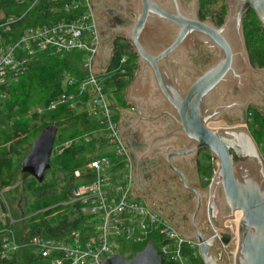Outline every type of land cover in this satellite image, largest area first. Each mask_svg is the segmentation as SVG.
<instances>
[{"label":"water","instance_id":"water-1","mask_svg":"<svg viewBox=\"0 0 264 264\" xmlns=\"http://www.w3.org/2000/svg\"><path fill=\"white\" fill-rule=\"evenodd\" d=\"M109 1L92 0L99 37V68L106 69L110 64L112 35L124 33L133 42L141 67L128 87L129 96L151 100L150 96L155 93L159 101L156 105L161 103L168 107L159 114V117L167 116L165 122L159 121L152 127L151 137L157 138L139 158L164 155L183 177L186 189L195 193L187 212L189 230L181 231L150 205L144 187L138 183L142 180L139 162L132 176L134 191L182 237L199 243L204 264H221L224 249H217L215 241L220 242L212 228L210 234L203 232L202 220L210 218L216 228L229 230L222 232V243L229 246L231 229L226 223L236 219L235 214L239 212L235 264H264V156L246 122L233 128L211 127L218 125L215 123L210 126L217 120L214 114L219 90L226 93L231 89L240 101H252L257 93L264 94V71L251 64L243 27V17L251 8L264 27V0H228V16L221 26L198 17L200 0H124L115 12L114 7L108 5ZM209 48H217L221 60L205 71H198L185 58ZM173 122L176 128H171ZM129 124L120 123L119 135L132 157L126 136ZM141 125L144 129L149 127L145 123ZM58 130V126L52 124L37 135L20 164L22 173L40 182L45 179L51 168ZM201 149H207L218 161L213 179L204 192L188 186L178 168L190 162ZM151 179L152 176L147 177L144 185ZM164 261L153 244H148L132 258L116 254L102 264H164Z\"/></svg>","mask_w":264,"mask_h":264},{"label":"built area","instance_id":"built-area-1","mask_svg":"<svg viewBox=\"0 0 264 264\" xmlns=\"http://www.w3.org/2000/svg\"><path fill=\"white\" fill-rule=\"evenodd\" d=\"M16 1L28 6L23 16L40 4L47 5L49 14L46 21L21 28L16 41L7 44L3 41L0 45V82L5 81L8 69H19L24 57L32 59L35 54L44 51L62 56L73 51L82 52L86 77L75 85L77 80L67 76L68 83L75 89L60 94L49 107L54 109L60 104H68L71 108L80 107L86 111L95 120L97 127L92 133L98 134L102 140L100 148L112 147L114 160L96 156L72 170L73 187L63 205L73 206L80 217L79 228L71 229L59 238L32 236L23 240L17 239L15 233L8 230L3 237V257L30 246L53 264H102L118 254L115 248L120 242L124 245H144V248L153 244L164 260L175 264H194L201 257L199 243L182 237L160 214L149 209L145 199L133 189L132 159L119 135L120 121L115 115V106L108 98L113 89L107 88L105 83L107 78L111 80L114 75L109 68H99V37L92 0ZM15 20L11 17L7 24ZM120 61L125 63L127 57L122 56ZM119 72L125 79L128 78L124 68ZM83 138L88 142L92 135L88 132ZM58 148L62 150L63 146ZM213 176L206 177L209 185ZM235 217L226 223L231 229L229 246L222 243V232L229 230L216 228L207 218L224 250L231 245H235L234 248L238 246L240 213L236 212Z\"/></svg>","mask_w":264,"mask_h":264},{"label":"trees","instance_id":"trees-1","mask_svg":"<svg viewBox=\"0 0 264 264\" xmlns=\"http://www.w3.org/2000/svg\"><path fill=\"white\" fill-rule=\"evenodd\" d=\"M218 0H201L203 16H207L209 7ZM26 4L16 0H0V45L3 41L11 43L18 39L21 28L46 21L49 14L47 5L40 4L35 10L25 16ZM226 8L224 4L217 14L218 22H223ZM23 16V18H20ZM16 20L7 24L10 18ZM20 18V19H19ZM247 36L256 59L263 58L264 63V29L254 11L246 21ZM122 56L127 57L121 63ZM21 58V56H19ZM24 63L19 69L7 70L5 81L0 82V206L5 212L11 210L12 215L0 221V264H53L49 258L41 257L33 247L27 246L17 252L3 257V237L12 230L17 239H27L32 236L59 238L71 229L80 227V217L74 212L73 206L63 205L70 197L73 187L72 170L85 165L98 155L102 140L94 135L95 120L86 111L71 108L68 104H60L51 109L50 104L64 92L75 89L66 81L65 76H71L80 83L86 77L82 67V52L73 51L63 56L44 51L31 58L24 57ZM113 73V79H106V87L120 96L133 78L137 69V54L127 43H119L108 66ZM124 68L128 74L125 79L119 69ZM42 109L39 111L38 109ZM79 109V110H78ZM58 126V136L51 157V172L40 182L33 176L22 173L20 164L29 153L33 140L47 126ZM253 137L262 148L264 156V119H257L250 127ZM92 135L90 141L84 140V135ZM69 141L71 143L69 144ZM68 143L67 145H64ZM62 147V150L58 147ZM212 155L207 153L205 176L211 178L215 166L211 162ZM10 190L5 191V189ZM5 194L12 196L9 200H17L19 195L24 198L21 210L12 206ZM21 197L19 200H21ZM7 199V200H6ZM12 201V202H13ZM12 209L8 207V204ZM58 211L54 214L53 212ZM13 219V221L11 220ZM19 219V220H18ZM20 223L24 225L26 234L23 235ZM132 258L144 249V245H133ZM164 264H175L165 259ZM194 264H204L201 257Z\"/></svg>","mask_w":264,"mask_h":264},{"label":"flooded vegetation","instance_id":"flooded-vegetation-1","mask_svg":"<svg viewBox=\"0 0 264 264\" xmlns=\"http://www.w3.org/2000/svg\"><path fill=\"white\" fill-rule=\"evenodd\" d=\"M122 1L124 0H111V2H108V5L110 7H114L112 9L113 12H115V9L121 8V6L119 5ZM227 3L228 0H225V2L223 3L226 8V12L221 24L218 22L217 15H215L214 17L207 15L202 18V5L199 10L198 17L201 20H211L216 26H221L228 16ZM94 4L96 7V2ZM252 11H254L252 8L249 9L243 17L246 47L249 59L253 67L259 71H264V63H262L263 58L259 57L258 59H256V57L254 56L255 53L251 49L248 41L246 21H248L249 15ZM129 13L133 17H135L134 12L130 10ZM102 36L103 35L101 32V37ZM102 39H104V36ZM123 42L131 46L137 54V69L128 85L122 89L124 97L122 104L124 106L119 110L120 123L122 122L123 124L126 122H130L129 126L127 127L126 136L127 143L129 144V147L132 150L133 154V156L131 157L133 171L135 166H138L139 162V174H141L142 180L140 179L138 183L141 184L142 187H144L146 192L145 196L150 205L153 206L156 210L163 213V215H165L167 219L175 226H177L181 231H188L189 219L187 216V212L189 210L191 202L196 197L195 193L186 189L183 177L170 166L167 158L164 155H158L156 157L150 156L142 160L139 158L140 154L149 149L151 147L150 143L157 138V136L155 135L151 137V134H153L152 127L159 121H161L162 123L165 122V118L167 116L159 117V114L165 111V109H167L168 107L161 103L156 105V101L157 103L159 101L155 93H152V95L150 96L152 97L151 100H149L148 98L144 99L137 95H134V97L129 96L130 94L128 92V87L138 75L141 67L139 55L133 42L129 40L122 32H115L112 35V41L110 43V47L112 49L111 58L114 52V48L118 46L119 43ZM219 52L220 51L217 48H209L199 55L194 54L185 58H188L193 63L194 68H196L198 71H205L208 68L216 65L221 60V53ZM232 92L233 91L231 89L227 90L226 93L221 92V90L218 91L216 103L217 110L214 114V117L217 120L212 121L210 123V126L212 125V123L218 125L211 127L233 128L239 126L241 122L244 121L246 122V126L249 129V127L257 119H264V94L260 95V93H257L252 101H244V99L240 101V98L237 95L233 96L234 92ZM158 94L160 95L159 91ZM141 123H145L149 127L147 129H144L142 128ZM171 128H176L174 122L172 123ZM138 134H140L141 136L137 137ZM149 137L151 138L149 139ZM260 150L262 152L261 146ZM208 152L209 151L207 149H201L194 155V157H192V159H190V162H185L183 165L178 166L179 170L182 171L186 177L187 185L201 192H204V190L209 186V184L206 182L207 176H205L204 172V168L205 166H207L208 160L206 159V155ZM212 158L214 157L212 156ZM216 169L217 167H215V170ZM149 176H152V179L150 180V182H148V185L145 186V180L147 177L149 178ZM203 202L204 204H206V200H203ZM201 226L203 232L210 234L211 226L208 223L207 219L202 220ZM215 244L217 246V249L223 248L221 243L219 244L217 241H215ZM221 264H224V257L221 261Z\"/></svg>","mask_w":264,"mask_h":264},{"label":"rangeland","instance_id":"rangeland-1","mask_svg":"<svg viewBox=\"0 0 264 264\" xmlns=\"http://www.w3.org/2000/svg\"><path fill=\"white\" fill-rule=\"evenodd\" d=\"M225 2V0H218L215 4L211 5L208 9V16H215L219 13L220 11V7L222 6V4ZM63 85L66 86V81H67V76H65V78L63 79ZM108 98L109 100L114 104L115 106V115L117 114V116L119 115V121H120V113L118 110L121 109V107H123L124 105L122 104L123 102V92L121 93L120 96H117L114 92H111L109 95H108ZM89 106H92V104H90ZM79 110V109H78ZM120 123V122H119ZM209 153V152H208ZM97 156H106L107 158L111 159L112 161L114 160V151H113V148L110 147V146H102L98 152V155ZM211 162L213 164V167H217L218 166V161L215 159V158H211ZM209 164V163H207ZM124 170H122L121 172H123ZM214 171H216L214 169ZM50 170L47 171L46 175L49 176L50 174ZM7 190H10V188H7L5 189V191ZM8 192V191H7ZM5 196L7 197V199L9 200V198H12V196L10 195H6ZM21 196L19 195V198ZM19 198L15 201H11L9 200V202L12 204V206H14L15 208L17 209H20L21 211V217L24 218L25 214H24V211H23V207H22V202L24 201V198L21 197V200H19ZM6 199V200H7ZM8 204V207L10 209H12V207H10L9 203ZM12 215L11 213V210H7V212H5L3 210V208L0 206V221H4L6 220V217H9L8 215ZM21 231L23 232V235H24V232L26 231V229H24V227H22ZM23 240V239H22ZM235 245H231L229 248H226L224 250V260H225V264H235V254H236V251H237V248H234ZM115 251L118 253V254H121L125 257H129L130 255L133 254V251H134V247L133 245H124V244H120L119 242V245L115 248Z\"/></svg>","mask_w":264,"mask_h":264},{"label":"crops","instance_id":"crops-1","mask_svg":"<svg viewBox=\"0 0 264 264\" xmlns=\"http://www.w3.org/2000/svg\"><path fill=\"white\" fill-rule=\"evenodd\" d=\"M55 211V210H54ZM54 214H56V213H58V211H55V212H53ZM31 216V215H30ZM30 216H25V218H27V217H30ZM19 220V219H18ZM20 227H24V225L22 224V223H20ZM24 234H26V231L24 232Z\"/></svg>","mask_w":264,"mask_h":264}]
</instances>
